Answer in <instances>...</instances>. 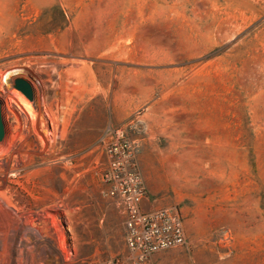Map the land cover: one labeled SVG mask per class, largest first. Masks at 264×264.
Returning a JSON list of instances; mask_svg holds the SVG:
<instances>
[{
	"label": "rangeland",
	"instance_id": "374dc122",
	"mask_svg": "<svg viewBox=\"0 0 264 264\" xmlns=\"http://www.w3.org/2000/svg\"><path fill=\"white\" fill-rule=\"evenodd\" d=\"M0 102V264H135L108 128L183 219L142 264H264V0H0Z\"/></svg>",
	"mask_w": 264,
	"mask_h": 264
},
{
	"label": "built area",
	"instance_id": "2783aa9c",
	"mask_svg": "<svg viewBox=\"0 0 264 264\" xmlns=\"http://www.w3.org/2000/svg\"><path fill=\"white\" fill-rule=\"evenodd\" d=\"M97 144L103 146L107 159L101 173L107 196L125 207L123 237L133 262L142 264L158 252L186 247L183 219L176 207H142L147 189L137 161L140 145L122 128H108Z\"/></svg>",
	"mask_w": 264,
	"mask_h": 264
},
{
	"label": "water",
	"instance_id": "95a60500",
	"mask_svg": "<svg viewBox=\"0 0 264 264\" xmlns=\"http://www.w3.org/2000/svg\"><path fill=\"white\" fill-rule=\"evenodd\" d=\"M14 87L21 91L29 100L33 99V89L29 82H27L23 78H16L14 80ZM4 135V127L1 117V102H0V140L3 138Z\"/></svg>",
	"mask_w": 264,
	"mask_h": 264
},
{
	"label": "crops",
	"instance_id": "0c3cea01",
	"mask_svg": "<svg viewBox=\"0 0 264 264\" xmlns=\"http://www.w3.org/2000/svg\"><path fill=\"white\" fill-rule=\"evenodd\" d=\"M109 203H110V205H109V209L110 210H113V205L114 206H120L121 208H122V203L118 200V199H113V198H109ZM124 208V207H123ZM122 211H123V215H124V213H125V211H124V209H122Z\"/></svg>",
	"mask_w": 264,
	"mask_h": 264
}]
</instances>
